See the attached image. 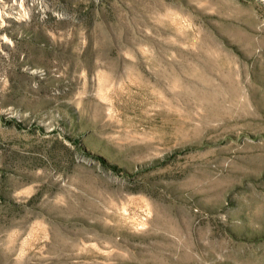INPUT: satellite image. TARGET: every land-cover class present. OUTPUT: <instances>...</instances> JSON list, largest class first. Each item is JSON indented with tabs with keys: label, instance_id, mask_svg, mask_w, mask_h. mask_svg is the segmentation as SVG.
Returning a JSON list of instances; mask_svg holds the SVG:
<instances>
[{
	"label": "rangeland",
	"instance_id": "374dc122",
	"mask_svg": "<svg viewBox=\"0 0 264 264\" xmlns=\"http://www.w3.org/2000/svg\"><path fill=\"white\" fill-rule=\"evenodd\" d=\"M20 1L0 264H264V0Z\"/></svg>",
	"mask_w": 264,
	"mask_h": 264
},
{
	"label": "bare ground",
	"instance_id": "6f19581e",
	"mask_svg": "<svg viewBox=\"0 0 264 264\" xmlns=\"http://www.w3.org/2000/svg\"><path fill=\"white\" fill-rule=\"evenodd\" d=\"M0 1L9 2V6L8 7L10 8V12L17 14V16H21L22 13L25 11L24 7H23V3L21 1H20L21 3H19V0L18 1L17 0H0ZM15 14H9V16H14Z\"/></svg>",
	"mask_w": 264,
	"mask_h": 264
}]
</instances>
